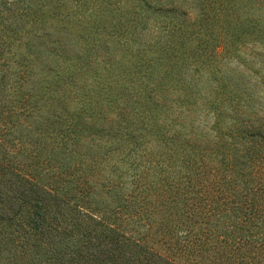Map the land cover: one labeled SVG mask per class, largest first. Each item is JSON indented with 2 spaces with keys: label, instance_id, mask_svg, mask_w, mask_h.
<instances>
[{
  "label": "trees",
  "instance_id": "obj_1",
  "mask_svg": "<svg viewBox=\"0 0 264 264\" xmlns=\"http://www.w3.org/2000/svg\"><path fill=\"white\" fill-rule=\"evenodd\" d=\"M255 43L264 0H0V264H264Z\"/></svg>",
  "mask_w": 264,
  "mask_h": 264
},
{
  "label": "rangeland",
  "instance_id": "obj_2",
  "mask_svg": "<svg viewBox=\"0 0 264 264\" xmlns=\"http://www.w3.org/2000/svg\"><path fill=\"white\" fill-rule=\"evenodd\" d=\"M241 57L239 58V63L236 61H229L228 63L236 65L241 73H250L255 70L253 74H263L264 75V44L255 43L253 46H246L241 50ZM241 63V64H240ZM253 81V78L251 79ZM208 118H202L204 122H207Z\"/></svg>",
  "mask_w": 264,
  "mask_h": 264
}]
</instances>
